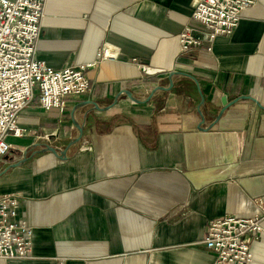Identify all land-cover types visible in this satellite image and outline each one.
Instances as JSON below:
<instances>
[{"label":"crops","instance_id":"1","mask_svg":"<svg viewBox=\"0 0 264 264\" xmlns=\"http://www.w3.org/2000/svg\"><path fill=\"white\" fill-rule=\"evenodd\" d=\"M195 1L47 0L37 58L92 63L105 43L120 56L86 70L94 91L65 112L37 93L21 115L24 153L0 193H22L33 242L0 264H216L203 243L217 219L211 41L181 53L178 39L205 32Z\"/></svg>","mask_w":264,"mask_h":264},{"label":"built area","instance_id":"2","mask_svg":"<svg viewBox=\"0 0 264 264\" xmlns=\"http://www.w3.org/2000/svg\"><path fill=\"white\" fill-rule=\"evenodd\" d=\"M47 0H0V158L13 150L15 139L25 136L21 115L38 93L45 110L65 112L71 96H85L94 91L87 69L96 68L106 59L118 58L119 51L105 43L92 63L53 69L37 58ZM193 18L203 23L198 35L187 26L180 34V49L185 52L211 41L210 1L196 0ZM141 65L139 60H136ZM146 72L151 69L142 65ZM204 246L215 255L218 264L217 219L207 223ZM33 228L27 222L21 192L0 193V257L27 259L31 255ZM59 264H65L62 260Z\"/></svg>","mask_w":264,"mask_h":264},{"label":"water","instance_id":"3","mask_svg":"<svg viewBox=\"0 0 264 264\" xmlns=\"http://www.w3.org/2000/svg\"><path fill=\"white\" fill-rule=\"evenodd\" d=\"M116 103H117V100L113 99V102H112V106L110 108V110H97L98 113H107L108 111H111L115 108L116 106ZM82 106H85V109L86 107H90L92 106L89 102L86 101V103H83ZM85 112L83 113V118L80 120V122L78 123V131L79 132V136L77 138H75L74 140H72V142L68 145V148L66 150H63L61 152H57V150L54 148V147H50L49 150L54 154L55 157H66L67 156V152H68V149H70V147H72V144H74L75 142L79 141L80 138L82 137V134H83V128H84V120H85ZM26 159L24 158L22 161H25ZM20 162H17V163H14L13 166H17L19 165ZM11 168V166H8L6 169H4L3 171L0 172V176L3 175L4 173H6L9 169Z\"/></svg>","mask_w":264,"mask_h":264},{"label":"rangeland","instance_id":"4","mask_svg":"<svg viewBox=\"0 0 264 264\" xmlns=\"http://www.w3.org/2000/svg\"><path fill=\"white\" fill-rule=\"evenodd\" d=\"M25 138L21 137L20 139L23 140ZM16 144L14 143L13 150L8 153L7 156L0 158V171L6 168L9 164H11L14 160H18L23 156L24 148H20L19 150H15ZM1 179V177H0Z\"/></svg>","mask_w":264,"mask_h":264}]
</instances>
